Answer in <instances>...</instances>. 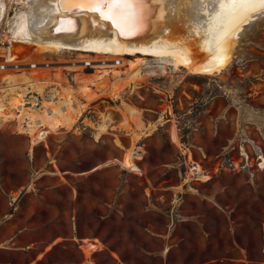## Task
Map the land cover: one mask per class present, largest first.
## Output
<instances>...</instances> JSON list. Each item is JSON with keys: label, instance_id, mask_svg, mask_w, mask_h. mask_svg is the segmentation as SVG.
<instances>
[{"label": "rangeland", "instance_id": "obj_1", "mask_svg": "<svg viewBox=\"0 0 264 264\" xmlns=\"http://www.w3.org/2000/svg\"><path fill=\"white\" fill-rule=\"evenodd\" d=\"M44 57L69 61L79 55L44 52ZM147 60L144 80L123 95L142 110L149 126L136 144L135 163L142 174L117 163L104 165L125 150L111 133L95 140L89 124L105 112L112 125L118 124L121 113L113 107L119 100L91 103L74 130L48 134L31 154L29 139L16 134L14 125L0 126V263L163 264L155 252L162 244L149 227L160 228L166 216L170 227L172 217L173 222L179 218L182 197L195 205L198 200L189 196L204 198L209 188L203 184L212 182L238 224L226 264H264V11L243 27L234 60L221 74L183 76ZM172 126L179 144L170 137ZM120 141L124 148L130 144L124 133ZM240 150L246 169L231 172L222 166L225 157L243 158ZM186 151L189 161L211 172L209 179L185 175ZM219 164L223 168L215 172ZM30 180L32 188L22 191ZM19 192L10 207L11 196ZM166 204L170 209L164 212ZM84 239L98 241L89 263L78 247Z\"/></svg>", "mask_w": 264, "mask_h": 264}, {"label": "bare ground", "instance_id": "obj_2", "mask_svg": "<svg viewBox=\"0 0 264 264\" xmlns=\"http://www.w3.org/2000/svg\"><path fill=\"white\" fill-rule=\"evenodd\" d=\"M94 2L80 0L78 5L95 7ZM82 8L65 12L58 0H0V62L8 58L40 65L35 69L28 66L21 74L0 70V80L7 79L8 86L14 85L7 92L15 108H7L8 114L0 113V126L14 125L16 134L29 139L31 154L33 147L45 142L48 134L59 136L74 130L91 103L101 98L119 100L120 105L113 107L121 113L118 124L112 125V116L106 112L101 114L98 123L89 124L95 130V140L111 133L115 145L125 150L120 159L109 160L104 165L117 163L123 169L142 174L135 163L139 150L136 144L146 135L149 126L142 119V110L126 102L123 95L126 88L134 92L144 80L142 69L147 58L162 64L164 70L172 66L183 76L221 74L234 60L243 27L264 11V4L151 0L129 25ZM64 51L77 52L79 57L69 61L44 57V52ZM81 60L100 63L88 73L82 66L68 65ZM62 70L77 72L69 80L62 76ZM51 82L57 83L59 89L52 88ZM29 89L31 105L25 107L24 96ZM0 92L3 95L5 90ZM123 133L130 138L127 148L120 141ZM170 137L179 144L174 126ZM32 186L30 180L21 190L27 192ZM21 193L13 194L11 200L16 201ZM82 241V251L89 263L98 241Z\"/></svg>", "mask_w": 264, "mask_h": 264}, {"label": "crops", "instance_id": "obj_3", "mask_svg": "<svg viewBox=\"0 0 264 264\" xmlns=\"http://www.w3.org/2000/svg\"><path fill=\"white\" fill-rule=\"evenodd\" d=\"M203 188H209L204 198L189 196L198 200L195 205L189 204L187 196L182 197L177 208L179 218L170 227L167 216L160 228L149 227L162 244L163 250L155 252L163 264H226L228 244H236L238 224L220 203L219 186L211 182L204 183ZM170 204L164 205V212Z\"/></svg>", "mask_w": 264, "mask_h": 264}, {"label": "built area", "instance_id": "obj_4", "mask_svg": "<svg viewBox=\"0 0 264 264\" xmlns=\"http://www.w3.org/2000/svg\"><path fill=\"white\" fill-rule=\"evenodd\" d=\"M0 31H1V28H0ZM73 59L75 60V57ZM99 63L100 62H95V61L93 62V60H81V61H76V62H70L68 65L71 66V67L82 66V68L84 69V72H87L88 73L90 71H93V67L95 65H98ZM106 64L109 65L108 63H106ZM44 65L47 67L48 64H44ZM52 65L54 66V64H52ZM28 66L35 69L36 67H38L40 65L39 64L36 65L34 63H30V65H29V64H25V63H21V62H16L13 59H10L9 60L8 58H5L4 59V62H0V70L9 69L11 71L18 72L17 74L25 73L26 71H24V69L25 68H28ZM58 66H59V64H58ZM75 72H77V71L76 70H70V71L62 70V76L68 78L69 80H72V78H73L72 75ZM28 86H31V85L28 84ZM50 86L52 88L55 87L56 90L59 89V86H58L57 83H52L51 82V85ZM0 87H1L0 90H5V92L3 93V95L0 92V113H2V114L3 113L8 114L7 113V108H11V110H15V108L13 107L14 105L9 100L10 99V94L7 92V90H9V88H11V87H14V85L8 86L7 79H3L2 78L0 80ZM1 97H3V98H1ZM24 99H25V104H27V105H24V106L25 107L26 106L29 107V105H31V103H30V100H31V90L30 89L25 94ZM11 105H13V106H11ZM29 119H31V118H29ZM29 119L26 118V120H29ZM36 120H38V119H36ZM239 154H240V156L243 157L239 161H236V160L231 159L229 157H227V158L225 157L224 160H223V162H222V166H224L225 168H227V170H230L231 172H240V171H243L244 169H246V166H247V162H246L247 157L245 156V153L242 150L239 151ZM188 155L189 154L187 153V151L184 154H182V156L185 157V163H187V170H186V174L185 175H187L190 180H199V181H202V178H200L202 174H204V176H207L208 179H209L211 177V172L205 170L200 165V163L195 162L194 160H192V158H191V161H189L188 160ZM258 160H259V162L257 163V167L258 168H261L260 167V163L262 162L261 157H258ZM198 165H200L202 167V173H201V171L198 170V168H197ZM219 167H221L220 164H219L218 168L217 167L214 168V171L217 170V169L219 170ZM221 168H223V167H221ZM16 201L14 199H12L11 202L9 203L10 207H13V204H15ZM170 222H171V220H170ZM171 224H173V217H172V223ZM82 245H83V243H81V244L78 245V247L81 250V252H82V249H83V246ZM97 250H99V249H97ZM97 250H95V252H97ZM95 252H93V254ZM0 264H2V263H0Z\"/></svg>", "mask_w": 264, "mask_h": 264}, {"label": "snow or ice", "instance_id": "obj_5", "mask_svg": "<svg viewBox=\"0 0 264 264\" xmlns=\"http://www.w3.org/2000/svg\"><path fill=\"white\" fill-rule=\"evenodd\" d=\"M214 4L221 2L231 3H252L264 4V0H212ZM151 4V0H95L93 10L100 12L103 18L123 21L125 25L131 24L138 13Z\"/></svg>", "mask_w": 264, "mask_h": 264}, {"label": "water", "instance_id": "obj_6", "mask_svg": "<svg viewBox=\"0 0 264 264\" xmlns=\"http://www.w3.org/2000/svg\"><path fill=\"white\" fill-rule=\"evenodd\" d=\"M79 1L80 0H58V4H59L60 9L65 12H71L73 9L80 8V7H83L82 9L95 11L93 10L95 7H92V6L84 7V6L78 5ZM93 4H95V2Z\"/></svg>", "mask_w": 264, "mask_h": 264}]
</instances>
